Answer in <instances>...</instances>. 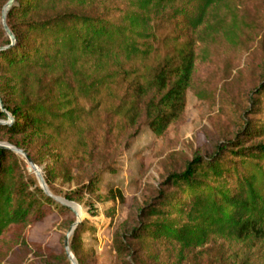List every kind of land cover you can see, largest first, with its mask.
<instances>
[{
  "label": "trees",
  "instance_id": "obj_1",
  "mask_svg": "<svg viewBox=\"0 0 264 264\" xmlns=\"http://www.w3.org/2000/svg\"><path fill=\"white\" fill-rule=\"evenodd\" d=\"M9 1L0 0V16ZM224 3L15 0L6 19L15 41L0 25V99L5 108L0 107V119L12 120L3 125L5 132L11 138L71 132L81 141V125L103 106L113 120L135 126L143 119L162 137L185 112L197 56L196 42L187 37L175 57L148 67L157 50L155 23L166 16L195 32L209 11ZM254 93L261 97L264 87ZM244 128L248 136H264L262 123L246 120ZM232 143L237 146L226 153L219 145L213 155L197 156L172 175L173 191L160 193L159 203L152 201L141 210L133 239L147 248L163 242L195 249L216 239L246 243L264 238V142L249 147ZM20 163L16 153L0 147V263L16 264V249L27 246L28 229L54 210H69L39 186L31 189L35 185L29 184ZM106 173L112 176L116 170L110 167ZM102 182L98 177L66 199L80 202L81 190L91 192ZM109 194L124 201L119 191ZM82 205L97 216L92 203ZM86 227L78 224L77 229ZM71 253L78 264H90L77 245ZM63 259L67 261V253Z\"/></svg>",
  "mask_w": 264,
  "mask_h": 264
},
{
  "label": "rangeland",
  "instance_id": "obj_2",
  "mask_svg": "<svg viewBox=\"0 0 264 264\" xmlns=\"http://www.w3.org/2000/svg\"><path fill=\"white\" fill-rule=\"evenodd\" d=\"M155 31L157 50L148 67L175 57L187 37L196 42L197 56L185 112L162 137L143 119L135 126L113 120L103 106L81 125V141L71 132L53 131L11 138L3 125L12 120L0 119V144L23 146L45 182L49 180L50 193L66 205L53 199L69 209L54 210L28 229L27 246L16 249V264H78L73 245L82 257L91 258L90 264H264V238L246 243L216 239L201 248L183 249L163 242L147 248L132 236L140 227L141 210L152 201L159 203L160 193L171 194L170 177L191 160L213 155L219 145L226 153L237 146L234 141L243 143L241 147L264 142V136H248L244 128L246 120L264 126V93H254L264 87V0H225L209 11L195 32L166 16L156 21ZM16 154L29 184L35 185L31 189L41 188L29 161ZM110 167L116 170L112 176L106 173ZM98 177L103 182L95 190L80 189V202L66 199ZM111 190L119 191L124 201L113 200ZM88 202L97 216L82 205ZM78 224L87 227L78 230Z\"/></svg>",
  "mask_w": 264,
  "mask_h": 264
},
{
  "label": "water",
  "instance_id": "obj_3",
  "mask_svg": "<svg viewBox=\"0 0 264 264\" xmlns=\"http://www.w3.org/2000/svg\"><path fill=\"white\" fill-rule=\"evenodd\" d=\"M15 0H10L7 5L4 7V10H3V14H2V24H3V28L4 30L6 31L7 35L9 36V38L12 40V41H15V37H14V34L12 33V31L10 30L8 24H7V13H8V10L11 9L13 3H14ZM7 10V11H6ZM0 107H1V110L2 111H5V108H4V105L0 99ZM0 147L2 148H7V149H10L18 154H21V155H24V157L29 161L30 163V166L32 167V169L34 170V172L36 173L37 177H38V180L40 182V185H41V188L44 190V192L46 194H48L49 196H51L52 198H54L55 200L59 201L60 203L66 205L65 203H63L61 200H58V198H56L55 196H53L48 187H47V184L43 178V176L41 175V173L37 170V167L36 165L33 163V161L29 158V156L24 153L23 150H20L18 148H15V147H10V146H7V145H4V144H0ZM76 226V225H75ZM66 253L67 255H69V250H68V243L66 241Z\"/></svg>",
  "mask_w": 264,
  "mask_h": 264
},
{
  "label": "bare ground",
  "instance_id": "obj_4",
  "mask_svg": "<svg viewBox=\"0 0 264 264\" xmlns=\"http://www.w3.org/2000/svg\"><path fill=\"white\" fill-rule=\"evenodd\" d=\"M6 11H7V10H6ZM58 200H61V199L58 198ZM61 201H62V200H61ZM62 202H64V201H62Z\"/></svg>",
  "mask_w": 264,
  "mask_h": 264
}]
</instances>
